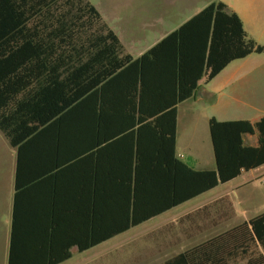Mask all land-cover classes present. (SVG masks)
<instances>
[{
	"label": "crops",
	"instance_id": "1",
	"mask_svg": "<svg viewBox=\"0 0 264 264\" xmlns=\"http://www.w3.org/2000/svg\"><path fill=\"white\" fill-rule=\"evenodd\" d=\"M215 1H222L233 10L247 34L264 45V0H207L182 17L173 11V4L165 0H143L137 11L132 7L128 9L132 1L114 2L115 6L99 12L117 35L124 53L137 58ZM118 4L126 6L124 13H120ZM199 84L191 97L175 105L173 143L168 136L170 118L166 114L169 108L152 111L151 116L139 120L136 108H101L99 103L90 108L79 107L70 115L60 114L37 125L16 147L11 146L0 131L2 264H10V261L11 264H69L71 260L70 264H98L103 255L105 259L110 257L108 253L102 254V250L114 248L137 232H143L142 242L154 240L155 247L148 249L146 256L152 253L162 262L248 220L254 215L248 214L249 211H254L255 215L263 212L264 204L260 206L254 193L258 187L256 181L264 185V170L259 172L264 164L242 170L225 183L100 240L102 224L116 226L111 221L102 223V212L119 211L127 204L123 197L130 198L128 210L131 211L134 184L143 183L139 187H145L148 205L153 206L181 194L173 187L181 180V163L192 170L215 168V162L213 168L195 166L202 162L203 154H207L205 144L201 149L196 144L201 139L197 135L198 118L208 131L211 117L218 121L255 122L264 116L263 53L232 60L209 82ZM161 97L167 98L165 94ZM186 104L189 106L182 108ZM183 127H187L191 135L185 136ZM243 144L255 145L256 135H244ZM208 155L213 156L210 136ZM237 178L242 180L233 187L199 199ZM153 181L168 187L150 188ZM231 192L245 210L237 209ZM107 217L103 219L110 220ZM141 225V229L134 231ZM163 226H166L164 230H171V239L164 230L153 232ZM117 237L120 239L101 248L102 243ZM133 246H137L136 242L126 248L133 249ZM146 256L140 255V258L146 259Z\"/></svg>",
	"mask_w": 264,
	"mask_h": 264
},
{
	"label": "trees",
	"instance_id": "2",
	"mask_svg": "<svg viewBox=\"0 0 264 264\" xmlns=\"http://www.w3.org/2000/svg\"><path fill=\"white\" fill-rule=\"evenodd\" d=\"M251 53L264 54V45L222 1L207 4L133 58L89 0H0V131L16 147L37 125L99 103L136 108L139 120L169 108L173 143L175 105L191 97L200 81L206 84L230 61ZM208 132L215 168L192 170L181 163V180L173 185L181 194L153 206L143 183L134 184L131 211L130 198L123 197L127 204L119 211L102 212V223L116 226L102 224L101 241L264 164V116L255 122L211 117ZM246 134L256 135L255 145L243 144ZM158 264H264V211Z\"/></svg>",
	"mask_w": 264,
	"mask_h": 264
},
{
	"label": "rangeland",
	"instance_id": "3",
	"mask_svg": "<svg viewBox=\"0 0 264 264\" xmlns=\"http://www.w3.org/2000/svg\"><path fill=\"white\" fill-rule=\"evenodd\" d=\"M89 1L94 6H96V8L99 11L102 12L105 9H108V8H111L112 6H115L114 2H121V3L123 2L124 3V1H128V0H89ZM129 1H132L133 4H131L130 7L128 6V9H130L132 7L131 9H134V10L137 11V8H139L141 6L140 4L142 3L143 0H129ZM158 1H160V0H158ZM165 1L166 2L169 1V3H172L173 4V11L178 13V15L180 14L181 17H182L185 14H187V13L191 12L192 10L196 9L198 6H200V4L202 2H205L207 0H165ZM117 7L120 8V11H121L120 13H124V11H126L125 10L126 6L123 7V5L118 4ZM121 7H123V8H121ZM189 104L192 105L193 104L192 101L189 102ZM187 106H189V105L186 104V105L182 106V108H185ZM182 133L185 136L191 135L190 134L191 131L187 127H183L182 128ZM208 133L209 132L206 129L205 123H203V127H202L201 121L198 118L197 135L201 139H198L196 144H197L198 149H201L202 147H204V144H205L207 146V154H203V157L200 159V160H202V162L201 163H197V165H195L197 167H207V166L208 167H212V168L214 167V158H213V156L208 155V147H209V134ZM1 153H2V150H1ZM263 170H264V167L261 168V170H259V172H262ZM241 180H242V178H237L236 180L230 182L227 185L219 186V187L213 189L212 191L206 193L205 195L201 196L199 199H205L207 196H209L211 194H214V193H216V192H218V191H220L222 189L231 188L234 185H236L238 182H240ZM255 185L258 186V187L255 188L256 191L254 193V197H255V200L257 202H260V204H261L260 206H262L264 204V185L262 184V182H257V181L255 182ZM236 193H240V190H236ZM230 197H231V200L236 205L238 210L241 211L242 209H244L243 205L238 203L235 193L231 192V196ZM250 199H254V198L251 197ZM248 214H250V215L254 214L255 215L254 211H249ZM254 215H252V216H254ZM142 227H143L142 225L139 226V227H136V229L134 231H137V230L141 229ZM165 227L166 226H163L159 230L154 229L153 232L154 233H159V231H160L162 233V230H164ZM168 230H164V233H165V235L167 234V236L171 239L172 238V236L170 235L171 234V230L170 229H168ZM128 233H126L125 235H127ZM142 234H143V232L142 233L137 232L136 234L133 233L132 237H130L126 241H123V242L121 241L120 243H117L114 248L108 249V250H102V254H107L108 253L107 256H110V257L108 259H105L106 255H103L101 261L100 260L97 261L98 264H100V262H101V264H157V263L161 262V259L154 258L152 253H149L146 256V252L148 251V249H150V251H151V248H154L155 245L152 242L153 239L150 240L151 243H149V241H146V242L143 241L142 242V240L140 239ZM156 236H154V237L157 238ZM146 238H148V236H146ZM119 239L120 238L117 237L115 239L113 238V239H111V240H109V241H107L105 243H102L101 248H105V247L109 246L111 243H113V242H115L116 240H119ZM135 242H136V245H137L136 247H137L138 250L136 249V247H134L135 245L133 246L134 247L133 249H129L128 250V248H126V245H130L131 244V246H132V244H134ZM141 242H142V244H141ZM140 255H141V257H145L146 256V259H141ZM136 256H138V257H136ZM72 261L73 260H71L69 262V264ZM0 264H2L1 257H0Z\"/></svg>",
	"mask_w": 264,
	"mask_h": 264
}]
</instances>
